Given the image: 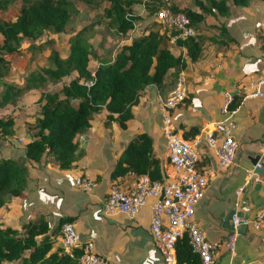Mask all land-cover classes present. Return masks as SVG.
Masks as SVG:
<instances>
[{"label":"crops","instance_id":"0c3cea01","mask_svg":"<svg viewBox=\"0 0 264 264\" xmlns=\"http://www.w3.org/2000/svg\"><path fill=\"white\" fill-rule=\"evenodd\" d=\"M178 1L184 5L194 0ZM230 6L224 31L212 17L207 19L210 25L200 24L204 30L196 40L201 45L199 52L191 55L185 47L173 46L184 65L170 70L162 86L145 87L125 128L115 120L105 124L108 111L104 109L94 116L87 131L77 135L79 147L71 168H61L52 155L30 166L25 196L10 202L16 198L20 201L16 213L20 226L29 218L43 216L59 221L65 217L75 224L82 241L92 240L96 251L109 258L110 264H166L149 228L152 200L134 217L107 212L105 201L113 182L131 189L139 178L132 171L112 176L127 142L137 133L152 135L154 153L165 161L166 173L174 175L164 134V118L169 114L175 132L189 140L202 138L198 142V166L213 169L195 209V219L218 244L213 264H264V229L255 222L256 214L264 209V97L250 95L254 90L251 82L264 76V0H250L242 6L230 1ZM103 57L90 62V68L95 69ZM180 72L186 75L187 97L164 113L160 97L168 96ZM227 92L240 100L231 111L239 148L234 163L220 168L203 136L223 117L220 108ZM38 98L39 92L31 90L23 103L31 108L39 104ZM258 162L261 167L255 166ZM79 173L95 179L93 190L85 191L75 184ZM240 187L243 191L238 193ZM235 212L249 222L235 227ZM233 234L236 245L231 252L228 240ZM57 245L62 247L61 236Z\"/></svg>","mask_w":264,"mask_h":264},{"label":"trees","instance_id":"16d2710c","mask_svg":"<svg viewBox=\"0 0 264 264\" xmlns=\"http://www.w3.org/2000/svg\"><path fill=\"white\" fill-rule=\"evenodd\" d=\"M18 1L0 0V109L17 104L29 91L36 90L40 112L33 128L21 132L27 139L17 142L10 138L14 141L11 154L0 156V208L15 197L25 196L30 166L44 156L52 155L63 169L71 168L77 158V135L91 127L97 113L106 109L105 124L115 120L125 128L145 87L162 86L170 70L184 65L182 55L175 54L173 46L185 47L191 55L196 54L201 47L196 40L203 36L204 30L200 24L210 25L207 19L212 17L224 31L230 1L242 6L250 0H194L193 4L184 5L178 0H21L16 14L6 16L3 12ZM77 1L91 6L109 2L104 6V18L95 23L106 21L118 33L130 35V40L118 45L111 56L101 59L95 69L90 68L95 24L77 23L80 18V14L76 16ZM163 7L187 14L196 33L173 42L171 37L177 30L156 20ZM74 22L80 25L75 31ZM49 31L60 39L73 31L65 55L52 48L50 66L31 71L22 83L6 80L11 61L7 55L22 54L26 39L35 40ZM68 75L73 77L64 82ZM51 84L60 87L48 90ZM239 101L234 97L231 109ZM14 127V118L0 114L2 138L15 134ZM126 171L148 175L153 181H166L165 161L154 153L150 133L140 132L130 138L112 176ZM67 220L63 217L51 221L41 216L29 218L20 227L0 222V264H78L79 249L69 254L57 245V237ZM176 251L175 264L201 263L186 236L178 240Z\"/></svg>","mask_w":264,"mask_h":264},{"label":"built area","instance_id":"2783aa9c","mask_svg":"<svg viewBox=\"0 0 264 264\" xmlns=\"http://www.w3.org/2000/svg\"><path fill=\"white\" fill-rule=\"evenodd\" d=\"M156 20L164 26L177 30V33L171 37L173 41L196 33L187 14L169 7L161 8L156 14ZM262 57L264 59V51ZM251 84L254 90L250 95L264 97V76L258 77ZM186 97L187 79L185 73L180 72L168 96L161 95L160 108L167 113L183 103ZM233 101L234 95L227 92L220 108L223 117L216 121L212 128H207L203 136L207 145L213 150L217 166L220 168L229 167L234 163L239 148V143L233 134L235 123L231 118L230 107ZM164 122L168 159L174 175L167 172L165 182L153 181L148 175H141L131 189H125L117 182H113L105 201L106 211L134 217L152 200L149 228L166 264L176 263V244L184 236L187 237L192 250L199 255L200 264H213L218 244L208 238L195 219L196 206L205 194L208 178L213 169H200L198 166L201 155L198 142L202 138L189 140L175 132L170 125L169 114H165ZM255 166L261 167V163L258 162ZM250 172L252 174V171ZM74 181L85 191L93 190L97 184L94 178L84 173L75 175ZM242 191L243 187H240L238 193ZM232 221L235 227L249 222L241 218L238 212L233 214ZM255 222L264 229V209L256 214ZM61 231L63 249L69 254H73L76 249L80 250L78 264H110L109 258L96 251L92 240L82 241L81 234L73 222H64ZM235 245L236 235L233 234L228 240L231 252H234Z\"/></svg>","mask_w":264,"mask_h":264},{"label":"rangeland","instance_id":"374dc122","mask_svg":"<svg viewBox=\"0 0 264 264\" xmlns=\"http://www.w3.org/2000/svg\"><path fill=\"white\" fill-rule=\"evenodd\" d=\"M21 4V0L18 1L14 6H11L8 10L3 12L6 16H14L17 12L18 6ZM109 2L103 1L98 6L87 5L83 2H76L77 14H80V18L77 19V23L83 21L84 24H95L94 33L91 37L93 42V57L92 64L95 63L101 56L107 58L116 52L118 45L126 42V39L130 37L129 34L122 35L118 33L115 27L110 26L107 22L95 23L96 20L103 19L104 6ZM1 14V13H0ZM82 23V24H83ZM75 24L72 26L73 31L80 28V25ZM73 31H69L67 35L60 39L59 35L54 31H49L46 35L39 37L35 40L26 39L23 44V48L20 55L8 54L11 58L10 64L6 72V80L13 81L16 83H22L24 78L34 70H38L44 66H50L52 64L50 53L52 48L59 50L61 55H65V52L69 46L70 36ZM29 44L32 47H29ZM73 76H65L63 81L68 82ZM60 87V84H51L47 87L48 90H56ZM2 87H0L1 90ZM40 112L38 105H32L31 108L23 103V100L17 104H10L0 109L2 116H11L15 121V134H12L8 138H2L0 135V156L11 154L12 145L14 140L17 142H23L27 138L21 134L23 129H31L35 123L37 114ZM5 137V136H4ZM10 203V202H9ZM7 204L0 208V222L11 225H19L18 217L16 215L19 208L20 201L18 198L10 204Z\"/></svg>","mask_w":264,"mask_h":264},{"label":"water","instance_id":"95a60500","mask_svg":"<svg viewBox=\"0 0 264 264\" xmlns=\"http://www.w3.org/2000/svg\"><path fill=\"white\" fill-rule=\"evenodd\" d=\"M255 161H258V159L256 158V160Z\"/></svg>","mask_w":264,"mask_h":264}]
</instances>
